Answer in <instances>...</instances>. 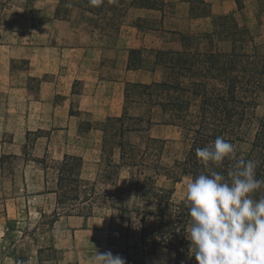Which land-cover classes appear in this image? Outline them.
<instances>
[{
    "label": "crops",
    "instance_id": "1",
    "mask_svg": "<svg viewBox=\"0 0 264 264\" xmlns=\"http://www.w3.org/2000/svg\"><path fill=\"white\" fill-rule=\"evenodd\" d=\"M192 1L165 0L173 7L163 11L129 8L111 37L67 0H0V243L15 228L39 230L55 218L48 159L70 154L83 158V170L98 165L104 123L123 115L127 86L160 81L157 69L128 67L130 50L182 51V34L211 33L214 18L231 14L264 43V0H242L241 12L236 0H204L205 17H195L200 8ZM34 133L50 135L30 147ZM52 223L36 234L37 249L62 232L71 249L93 244L109 221L60 215Z\"/></svg>",
    "mask_w": 264,
    "mask_h": 264
},
{
    "label": "trees",
    "instance_id": "2",
    "mask_svg": "<svg viewBox=\"0 0 264 264\" xmlns=\"http://www.w3.org/2000/svg\"><path fill=\"white\" fill-rule=\"evenodd\" d=\"M195 1L200 8L199 12L193 9L195 17L211 14L204 0ZM236 1L241 12L242 0ZM68 3L81 9L94 27L100 22L113 26L125 16L127 8L163 11L165 7H173L165 0H100L97 6H91L89 0H67ZM213 26V32L204 35H221L229 43V50L194 51L190 47L193 35L182 34V51L132 49L129 52L130 69L155 71L159 67L166 75L160 82L129 84L126 89V103L132 88H141L143 96L147 90L155 89L156 96L149 93L148 97L154 107L161 109L162 120L154 122L149 117L145 121L143 116H129L125 106L121 117L109 118L103 126V152L108 135L121 140L120 164L109 162L107 184L116 189L115 169H127L128 185L132 189L130 203L122 202L120 190L99 192L96 181L84 179L82 157L65 154L57 163L55 217L61 215L59 207L66 216L80 217H94L97 206L109 209L111 217L104 252L121 255L127 264H150L149 258L161 250L172 254L174 264H198L190 255V241L185 236L190 219L188 209L184 201L173 199L176 184L184 178L195 179L216 171L228 179V173L243 159L254 161L256 179L264 180V53L258 51L250 30L235 15L216 17ZM127 121L135 123L130 126ZM143 123L147 124L146 128ZM154 124L179 130L182 145L179 155L167 159L172 143L167 139L148 135L141 136L136 144L124 141L127 133L142 135ZM217 137L231 143L235 155L225 158L219 166L210 163L205 167L196 150L214 144ZM252 195L257 200L264 196V186Z\"/></svg>",
    "mask_w": 264,
    "mask_h": 264
},
{
    "label": "clouds",
    "instance_id": "3",
    "mask_svg": "<svg viewBox=\"0 0 264 264\" xmlns=\"http://www.w3.org/2000/svg\"><path fill=\"white\" fill-rule=\"evenodd\" d=\"M100 0H89L97 6ZM66 7H72L68 3ZM197 157L207 167L219 166L234 156V146L223 137L214 144L198 148ZM254 161L239 160L228 179L216 171L190 179L184 190L189 226L186 239L190 255L198 264H264V196L253 193L264 186L256 179ZM89 264H127L121 255L111 251L97 252Z\"/></svg>",
    "mask_w": 264,
    "mask_h": 264
},
{
    "label": "rangeland",
    "instance_id": "4",
    "mask_svg": "<svg viewBox=\"0 0 264 264\" xmlns=\"http://www.w3.org/2000/svg\"><path fill=\"white\" fill-rule=\"evenodd\" d=\"M129 8L126 9V11ZM87 16V15H86ZM121 23L120 19H117L113 26H105L103 22H100V25L95 27L96 29H102L107 31L106 34L113 37L116 33L117 26ZM205 33L194 34L192 37L191 48L196 50H229L230 45L227 42L223 41L221 35H204ZM182 40V39H181ZM258 44V43H257ZM258 51L264 53V43L258 44ZM145 55H148V52H145ZM151 67V66H150ZM151 69V68H149ZM157 73L160 76V81H162L166 75L165 71L162 68H156ZM159 81V82H160ZM149 93H152L156 96L155 89L147 90L145 96L142 95V89L132 88L130 93V99L127 103V110L129 116H143L145 121L151 117L154 122H158L163 119V114L160 108L154 107L152 101L149 100ZM156 97H153V100ZM128 125L133 126L135 122L127 121ZM143 126L146 128L147 124L143 123ZM118 129V127H117ZM116 131H113V134ZM50 134H39L34 133L28 136V145L33 146V143L36 142L38 137L46 136ZM151 136L154 138L167 139L172 143L169 144L171 150L167 159H172L175 156L179 155L182 150V145L180 144V133L177 128L172 126L164 125H153L150 128L148 133L132 132L127 133L124 141L130 144H136L140 141L141 136ZM106 146L104 148L103 157L101 162L98 165H91L82 169L83 178L89 181L97 182V191L107 192L109 190H120V198L123 203L128 204L132 200V189L128 185L129 180V171L125 168L115 169L114 180L117 185L116 189L113 185H108L107 175L109 174L111 168L108 167L110 161L114 165L120 164V147L119 143L121 140L118 136L108 135ZM27 145V146H28ZM27 148V153L31 148ZM111 150L113 155L110 156ZM14 167H17V164H13ZM47 167H49V180H56L57 188V163L48 159ZM108 172V173H107ZM189 178H184L180 183L176 184L175 192L173 194V199L176 202L184 201V190L185 185L189 181ZM58 212L61 213V216H66L63 208H58ZM95 218L101 222V219H106L109 221L111 217V211L105 207L97 206L95 208ZM57 217L45 218L43 219V226L39 230H23L22 228H15L13 232L9 233L7 238L0 243V264H89V259L92 255L97 252L103 253L106 246V231H99L95 235L93 244L88 245H79L76 248H72L69 243H66L65 233H58L54 245H45L40 249H37V244L35 243L36 234L49 231ZM65 221H62L60 224H56L58 229L63 230L65 226ZM98 236V237H97ZM69 239V238H68ZM150 264H174V259L171 253L161 250L157 255L149 258Z\"/></svg>",
    "mask_w": 264,
    "mask_h": 264
}]
</instances>
